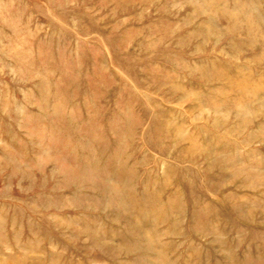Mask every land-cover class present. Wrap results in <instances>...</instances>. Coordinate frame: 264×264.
<instances>
[{"label": "rangeland", "instance_id": "374dc122", "mask_svg": "<svg viewBox=\"0 0 264 264\" xmlns=\"http://www.w3.org/2000/svg\"><path fill=\"white\" fill-rule=\"evenodd\" d=\"M0 264H264V0H0Z\"/></svg>", "mask_w": 264, "mask_h": 264}]
</instances>
